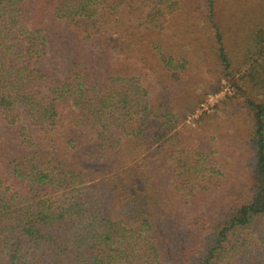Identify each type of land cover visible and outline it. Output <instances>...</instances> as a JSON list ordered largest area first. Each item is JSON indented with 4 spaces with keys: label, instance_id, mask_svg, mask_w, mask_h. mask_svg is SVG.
<instances>
[{
    "label": "trees",
    "instance_id": "1",
    "mask_svg": "<svg viewBox=\"0 0 264 264\" xmlns=\"http://www.w3.org/2000/svg\"><path fill=\"white\" fill-rule=\"evenodd\" d=\"M0 264H264V0H0Z\"/></svg>",
    "mask_w": 264,
    "mask_h": 264
},
{
    "label": "built area",
    "instance_id": "2",
    "mask_svg": "<svg viewBox=\"0 0 264 264\" xmlns=\"http://www.w3.org/2000/svg\"><path fill=\"white\" fill-rule=\"evenodd\" d=\"M223 83V87L219 92L209 93L205 96L203 102L200 105L199 112H202L204 110L212 112L215 108L216 102H218L225 95L232 94L235 91V87L230 82L225 80ZM197 115L198 114H196L195 116ZM189 118L192 119L193 117L189 116Z\"/></svg>",
    "mask_w": 264,
    "mask_h": 264
},
{
    "label": "rangeland",
    "instance_id": "3",
    "mask_svg": "<svg viewBox=\"0 0 264 264\" xmlns=\"http://www.w3.org/2000/svg\"><path fill=\"white\" fill-rule=\"evenodd\" d=\"M230 95V94H229ZM183 115H182V117L184 118V119H186V120H189V116L187 115V114H185V113H182Z\"/></svg>",
    "mask_w": 264,
    "mask_h": 264
}]
</instances>
